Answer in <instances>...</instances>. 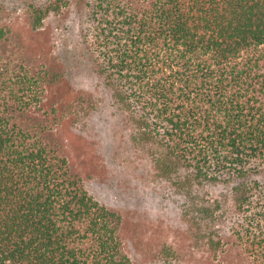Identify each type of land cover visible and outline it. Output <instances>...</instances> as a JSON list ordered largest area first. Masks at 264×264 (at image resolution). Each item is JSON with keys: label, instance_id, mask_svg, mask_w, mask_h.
<instances>
[{"label": "trees", "instance_id": "1", "mask_svg": "<svg viewBox=\"0 0 264 264\" xmlns=\"http://www.w3.org/2000/svg\"><path fill=\"white\" fill-rule=\"evenodd\" d=\"M11 1L0 0V264H132L122 215L90 195L31 114L54 77L15 57ZM70 1L27 0L28 20L37 28ZM129 1H95L96 69L137 121L134 143H152L159 175L196 193L190 212L210 250L230 210L243 264H264V184L251 181L264 172V0ZM207 182L233 183L232 203L203 202Z\"/></svg>", "mask_w": 264, "mask_h": 264}, {"label": "rangeland", "instance_id": "2", "mask_svg": "<svg viewBox=\"0 0 264 264\" xmlns=\"http://www.w3.org/2000/svg\"><path fill=\"white\" fill-rule=\"evenodd\" d=\"M90 1L71 0L37 28L28 20L27 0L11 1L15 14L9 16L14 28L10 47H15V57L32 58L49 79L54 77L37 87L42 107L31 114L54 130L62 154L90 195L122 215L123 251L132 264H212L215 256L243 264L238 237L229 229L236 215L227 212L220 244L211 251L209 235L198 236V219L192 218L197 213L190 212L196 193L180 191L159 175L151 142L134 143L137 121L115 99L88 44L99 31L93 17L96 0ZM125 1L130 2L120 0ZM253 179L264 184V172ZM232 184L207 182L199 194L203 202L223 196L230 204Z\"/></svg>", "mask_w": 264, "mask_h": 264}]
</instances>
